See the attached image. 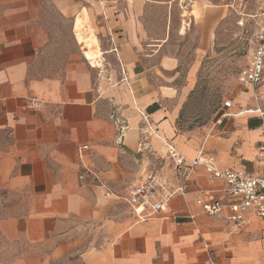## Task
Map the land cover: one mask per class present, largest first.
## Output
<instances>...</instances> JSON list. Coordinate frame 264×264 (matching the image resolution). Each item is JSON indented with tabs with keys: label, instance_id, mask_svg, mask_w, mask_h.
Segmentation results:
<instances>
[{
	"label": "crops",
	"instance_id": "1",
	"mask_svg": "<svg viewBox=\"0 0 264 264\" xmlns=\"http://www.w3.org/2000/svg\"><path fill=\"white\" fill-rule=\"evenodd\" d=\"M158 7L0 0V264H264L263 219L249 210L237 227L228 209L210 217L194 206L197 189L206 201L228 200L224 182L202 168L165 215L141 221L127 204L128 188L154 168L176 185L168 143L189 160L212 156L222 171L261 173L264 117L255 110L264 112V78L256 92L240 88L209 128L178 132L162 81L178 60L148 20ZM77 17L97 41L100 67ZM57 54L60 68L51 71ZM112 117L127 125L122 138ZM145 122L156 130L148 150ZM124 192L126 214L117 206Z\"/></svg>",
	"mask_w": 264,
	"mask_h": 264
},
{
	"label": "rangeland",
	"instance_id": "2",
	"mask_svg": "<svg viewBox=\"0 0 264 264\" xmlns=\"http://www.w3.org/2000/svg\"><path fill=\"white\" fill-rule=\"evenodd\" d=\"M148 1L159 6L148 16L150 31L171 53L165 55L178 60L174 73L162 77L173 96L164 109L178 132H202L220 116L224 102L240 92L237 76L254 49L264 0ZM205 14L211 17L206 26ZM60 56L50 60L51 71L59 70ZM118 197L119 212L126 214V192Z\"/></svg>",
	"mask_w": 264,
	"mask_h": 264
},
{
	"label": "built area",
	"instance_id": "3",
	"mask_svg": "<svg viewBox=\"0 0 264 264\" xmlns=\"http://www.w3.org/2000/svg\"><path fill=\"white\" fill-rule=\"evenodd\" d=\"M259 28L254 36V49L247 65L241 69L237 81L242 89L257 91L264 78V1L259 10ZM261 95L255 94L253 101L257 102ZM231 101L226 100L223 107L229 108ZM256 113L264 117V112L256 108ZM119 127L120 138L127 129L126 123L112 117ZM156 134V130L145 122L141 129L142 149L148 150L147 142ZM82 147L80 151L86 150ZM166 158L170 161L168 170L171 172L176 185H173L167 174L159 169L150 170L139 183L132 184L127 191V204L138 220L144 221L155 216L165 215L169 204L176 196L186 198L192 188L189 186L190 174L193 170L202 168L216 180H221L226 186L228 200L203 199L204 192L195 190L192 202L201 212L210 217H219L224 210L228 209L232 214V221L237 227L243 225V215L252 210L255 215L264 220V144L258 148V157L261 162V173L252 176L245 172L234 170H219L215 159L199 152L193 159L189 160L182 156L175 147L166 144ZM161 166V164H160ZM159 166V167H160ZM83 179V176H80Z\"/></svg>",
	"mask_w": 264,
	"mask_h": 264
},
{
	"label": "bare ground",
	"instance_id": "4",
	"mask_svg": "<svg viewBox=\"0 0 264 264\" xmlns=\"http://www.w3.org/2000/svg\"><path fill=\"white\" fill-rule=\"evenodd\" d=\"M75 24H76V27H78L82 30L83 41L85 43L86 48H88L87 49L88 50V52H87L88 57L91 58V60L96 65V67H100L102 54H100L99 50L95 49V46H97V41H95L94 37L91 34L87 33V30L85 28V19L83 17H77ZM183 31H184V28H182V33H183ZM263 134H264V129H263Z\"/></svg>",
	"mask_w": 264,
	"mask_h": 264
}]
</instances>
